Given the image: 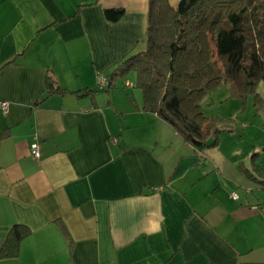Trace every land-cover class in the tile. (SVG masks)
Masks as SVG:
<instances>
[{
  "label": "crops",
  "instance_id": "crops-1",
  "mask_svg": "<svg viewBox=\"0 0 264 264\" xmlns=\"http://www.w3.org/2000/svg\"><path fill=\"white\" fill-rule=\"evenodd\" d=\"M147 10L0 0V248L28 230L0 264H264V121L196 147L143 108L134 73L98 87L143 49Z\"/></svg>",
  "mask_w": 264,
  "mask_h": 264
},
{
  "label": "trees",
  "instance_id": "trees-1",
  "mask_svg": "<svg viewBox=\"0 0 264 264\" xmlns=\"http://www.w3.org/2000/svg\"><path fill=\"white\" fill-rule=\"evenodd\" d=\"M119 14L105 11L109 20ZM128 71L141 89L144 109L193 146L202 147L209 138L213 144L212 137L223 128L203 131L207 119L199 101L206 92L226 83L232 95H251L257 108L264 104L255 90L264 83V0H179L175 6L148 0L143 49L116 63L98 87L104 89ZM55 90L48 85V93ZM27 232L14 225L0 254L14 256Z\"/></svg>",
  "mask_w": 264,
  "mask_h": 264
},
{
  "label": "rangeland",
  "instance_id": "rangeland-1",
  "mask_svg": "<svg viewBox=\"0 0 264 264\" xmlns=\"http://www.w3.org/2000/svg\"><path fill=\"white\" fill-rule=\"evenodd\" d=\"M133 74L132 71L123 73V75L113 78V82L118 85L124 82ZM256 93L264 98V83L256 85ZM264 102V101H263ZM199 105L201 112L207 121L204 122L203 131L210 128V131L226 126L235 125L236 127L242 121L256 118L264 121V104L258 108L253 105L251 95L245 97L232 95L229 90V85L226 83L215 86L200 99ZM222 129H218L219 132ZM216 132V133H217Z\"/></svg>",
  "mask_w": 264,
  "mask_h": 264
},
{
  "label": "built area",
  "instance_id": "built-area-1",
  "mask_svg": "<svg viewBox=\"0 0 264 264\" xmlns=\"http://www.w3.org/2000/svg\"><path fill=\"white\" fill-rule=\"evenodd\" d=\"M97 82L99 85H104L106 83L105 79L101 76V75H98L97 76ZM125 85H129L128 82H125L124 83ZM0 108L2 109V111H5L6 110V103L5 102H1L0 103ZM29 152H30V155L33 157V158H37L38 157V149H37V144L35 141L31 142L29 144ZM231 197H235V194L234 193H231Z\"/></svg>",
  "mask_w": 264,
  "mask_h": 264
}]
</instances>
